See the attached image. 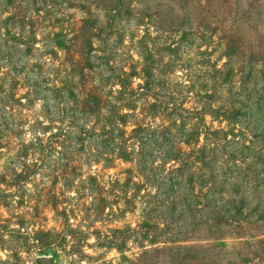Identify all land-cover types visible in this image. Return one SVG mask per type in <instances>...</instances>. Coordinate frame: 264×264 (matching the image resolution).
Masks as SVG:
<instances>
[{
    "label": "rangeland",
    "instance_id": "obj_1",
    "mask_svg": "<svg viewBox=\"0 0 264 264\" xmlns=\"http://www.w3.org/2000/svg\"><path fill=\"white\" fill-rule=\"evenodd\" d=\"M238 90L245 109L264 101V0H0V264H264L263 170L262 212L217 210L178 233L137 163L139 132L179 110L252 142L235 105L211 112ZM202 145L200 131L177 145L188 156L153 163L193 174L201 206Z\"/></svg>",
    "mask_w": 264,
    "mask_h": 264
},
{
    "label": "trees",
    "instance_id": "obj_2",
    "mask_svg": "<svg viewBox=\"0 0 264 264\" xmlns=\"http://www.w3.org/2000/svg\"><path fill=\"white\" fill-rule=\"evenodd\" d=\"M257 92L259 96L263 97V92ZM227 100L224 104L212 109L214 117L219 116L221 111H225L231 107L238 109L236 120L239 125L248 129L252 142L246 144L247 139L244 135H233L232 138L222 137L226 133L223 129H210L202 126L198 122H194L192 126L188 125L187 114L184 110H179V120L168 116L167 126H163L160 130H144L142 138L139 142L138 151H140V158L137 163L139 168L152 174L153 183L160 184L161 189L166 193L165 208L167 212L173 213L181 221L178 233L183 232V227L193 226L197 227L202 223L206 216L214 214L217 210L225 209V211L232 212L231 218L238 219L237 212L242 206L250 207V211L256 214L262 212L260 201L255 200L256 190L254 189V178L260 170L264 171V101L256 99L252 102V107L245 109V101L242 97H248V93L235 91L234 94H228ZM236 100V103L233 102ZM237 105L239 108H237ZM177 113V110H176ZM197 112L195 115H199ZM171 115V116H170ZM113 127L110 131L106 132V138H110ZM200 131L203 133L204 145L196 148V158L203 160L206 169L201 170L198 177L202 181H210L212 188L210 193L204 196V204H198L197 196L187 187V180L192 179L193 174L190 176L183 172L180 168L171 170L163 175L155 174L158 170L153 167L154 158L160 151L161 158L164 164L168 159L179 157L183 159L188 156L187 153L178 154L177 145L181 142H186L191 139L195 134ZM140 137V136H139ZM237 159L242 165L245 166L247 173L243 172L242 168L238 165H231L227 167L226 160L222 157ZM237 170L238 174L234 175L232 170ZM171 174V176H170ZM197 174L194 176V180ZM264 181V173L263 179ZM259 182H256V185ZM225 197H229L225 198ZM163 201V202H164ZM155 211L152 206L148 208L146 213ZM161 217V216H159ZM263 217V216H262ZM168 223L166 226L172 225V216H168ZM147 226L145 225V228ZM146 237L153 238V234L148 229L137 230L134 232V238L140 240ZM112 243H124V238L119 237L113 239Z\"/></svg>",
    "mask_w": 264,
    "mask_h": 264
},
{
    "label": "water",
    "instance_id": "obj_3",
    "mask_svg": "<svg viewBox=\"0 0 264 264\" xmlns=\"http://www.w3.org/2000/svg\"><path fill=\"white\" fill-rule=\"evenodd\" d=\"M40 262L42 264H48V258L47 257L40 258Z\"/></svg>",
    "mask_w": 264,
    "mask_h": 264
}]
</instances>
